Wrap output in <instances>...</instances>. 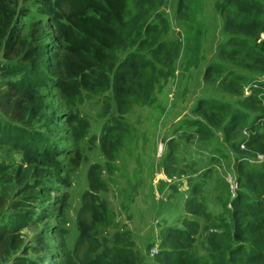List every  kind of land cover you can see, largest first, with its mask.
<instances>
[{"label":"trees","instance_id":"trees-1","mask_svg":"<svg viewBox=\"0 0 264 264\" xmlns=\"http://www.w3.org/2000/svg\"><path fill=\"white\" fill-rule=\"evenodd\" d=\"M161 1L0 0V48L12 61L0 66L9 77L0 89V113L7 120L0 121V143L22 153L15 175L25 165L31 176L18 189L17 210L0 225V248H17L15 233L33 222L35 211L28 209L33 203L26 199L50 195L47 182L68 183L84 163L80 142L88 133L89 121L80 116L78 106L85 95L101 100L99 117L107 121L97 141L105 168L111 172L124 137L132 131L125 119L132 106L156 103V85L174 77L180 53L187 66L199 64L204 33L192 18L200 0H178L176 16L186 23V35L169 41L164 40L169 30L165 15L155 12L154 20L148 19ZM215 10L223 18V40L203 78L217 84L197 101L193 113L198 119L184 124L193 126L189 134L202 141L214 134V127L219 129L235 155L237 189L228 198L227 214L216 217L198 199H187L192 217L161 234L160 250L149 264H264V160L252 161L258 154L264 159V84L246 86L250 93H244L247 77L264 75V0H219ZM129 46L120 58V51ZM32 122H42L44 131L31 127ZM243 129L247 137H241ZM168 144L167 161L174 151V144ZM104 163L93 162L87 168L72 253L82 249L79 264H139L127 232L116 233L112 241L99 236L100 227L112 224L111 211L99 197L107 188ZM189 187L190 183L185 193ZM3 203L0 196V208ZM57 208L60 214L51 216L59 218V225L52 232L62 239L61 201ZM200 218L213 221L212 228L205 227L206 255L192 249L201 230ZM47 237L42 235L39 243L47 244ZM62 253L64 264H74L72 253L66 248ZM47 256L54 264L58 261Z\"/></svg>","mask_w":264,"mask_h":264},{"label":"rangeland","instance_id":"rangeland-1","mask_svg":"<svg viewBox=\"0 0 264 264\" xmlns=\"http://www.w3.org/2000/svg\"><path fill=\"white\" fill-rule=\"evenodd\" d=\"M217 1L200 0L192 18L193 23L200 26L204 33L199 64L196 67L187 66L184 55L180 53L175 61L174 77L160 80V86L156 85V103L152 106L135 104L125 115L132 131L124 137L114 160L116 169L111 172L105 168L97 141L102 125L107 121L99 117L101 100L97 96L85 95L84 101L78 106L80 116L89 121L88 133L80 142L86 158L84 163L73 173L68 183L47 182L46 186L51 189L50 195H40L37 200L26 199L33 203L28 209L35 211L34 220L15 233L19 241L17 248H0V264H54V260L51 262L47 255L58 258L56 264H64L62 248H66L69 254L73 251L78 234L76 213L81 194L87 187V168L93 162L104 163L103 178L107 188L105 192H100L99 197L106 201L112 215V224L100 227L99 236L112 241L116 233L127 232L139 264L152 262L153 255L160 250L164 231L173 226L180 227L185 218L192 217L185 206L187 199L201 201L212 217L227 214L228 198L237 189L232 168L235 155L222 139L218 128L214 127V134L202 141L189 134L193 126L184 124V121L198 119L193 113L197 101L206 97L205 92L212 89L211 85L217 84L203 78L204 68L215 61L216 51L223 40V18L215 10ZM177 2L162 0L148 15L149 20H154L155 12L165 15L169 24L165 41L186 35V23L176 16ZM130 48L120 51L119 57L122 58ZM3 52V48H0V66L12 63L4 57ZM8 79L0 70V89ZM246 81L248 83L244 84V88L248 86L252 89L264 84V75L250 79L247 77ZM215 97L230 103L236 101L227 95L218 94ZM0 121H7L1 113ZM31 127L44 131L42 122H32ZM244 130H241V137L246 136L247 130ZM261 133L264 135V130ZM168 142L174 144V151L172 158L167 161ZM21 159L20 150L0 143V196L4 201V207L0 208V225L8 221L12 211L17 210L14 207L21 200L18 194L21 182L25 179L31 181L29 172L24 171L27 170L25 165L21 173L15 175L18 166H21ZM252 161L259 162L256 157ZM165 170L173 173L172 176L167 175ZM189 183L190 190L185 193ZM60 201L65 214L62 228L66 231L62 239L52 232V227H58L59 218L51 216L58 212ZM197 221L201 230L194 237L192 249L199 255H206L205 227L212 228L213 221L208 218ZM42 235H48L47 244L39 243ZM154 249L156 252H153ZM81 252L82 249H79L77 254L72 253L74 264L80 263Z\"/></svg>","mask_w":264,"mask_h":264},{"label":"built area","instance_id":"built-area-1","mask_svg":"<svg viewBox=\"0 0 264 264\" xmlns=\"http://www.w3.org/2000/svg\"><path fill=\"white\" fill-rule=\"evenodd\" d=\"M244 93L246 94V95H248L249 93H250V89L249 88H244ZM246 130V129H245ZM244 130V131H245ZM246 132V131H245ZM248 132V131H247ZM246 132V137L248 136V133ZM241 148H243V144H241ZM256 158H257V160L258 161H261L262 159H263V156L262 155H260V154H258V155H256ZM153 252H156V250L154 249V251ZM157 253V252H156ZM155 253V254H156Z\"/></svg>","mask_w":264,"mask_h":264}]
</instances>
